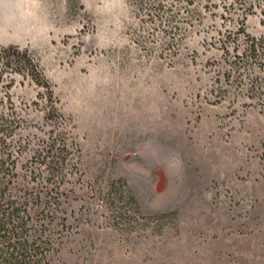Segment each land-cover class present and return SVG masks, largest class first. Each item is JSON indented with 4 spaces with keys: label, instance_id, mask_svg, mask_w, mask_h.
I'll return each mask as SVG.
<instances>
[{
    "label": "rangeland",
    "instance_id": "374dc122",
    "mask_svg": "<svg viewBox=\"0 0 264 264\" xmlns=\"http://www.w3.org/2000/svg\"><path fill=\"white\" fill-rule=\"evenodd\" d=\"M255 2L0 0L30 59L0 67V150L42 264H264Z\"/></svg>",
    "mask_w": 264,
    "mask_h": 264
},
{
    "label": "trees",
    "instance_id": "16d2710c",
    "mask_svg": "<svg viewBox=\"0 0 264 264\" xmlns=\"http://www.w3.org/2000/svg\"><path fill=\"white\" fill-rule=\"evenodd\" d=\"M140 5L142 6V3H140ZM157 9L160 10V7H157ZM157 9L151 8L150 6L147 11L150 15L154 10L158 11ZM247 11L251 13L260 11L262 24L264 25V0H256ZM244 34L247 38L246 57L243 59L239 57L234 63L239 65L243 63L246 64L250 61L251 64L256 65L261 71L264 69V35L257 38L245 32ZM15 54L14 56H9L6 54L5 50L0 51V67L12 64L8 62L10 59H12V62L16 64L17 67H19V64H21L24 59L27 58L28 61L30 60L28 56H26L27 53L17 50ZM256 79L264 83V74L263 77H257ZM1 120L4 121V119ZM1 125L2 123H0V126ZM3 145L4 144H2V146ZM40 152L38 158L44 160V165H47L48 173L54 178H58L59 176L54 172L60 170L64 162L61 146H57V144L54 143L53 146L46 147ZM5 154L6 153L0 150V264H42L44 260V250H42L41 245H38L39 241L33 240L30 242L32 236L29 238V234L25 233L27 215L23 216L21 214L26 211L22 208L30 204L32 199H34L33 194H31L32 199L26 196L16 197L11 194V185L13 184L11 179L14 177L13 171L16 169V164H14V162L13 164H9L11 154L8 153L9 158L7 159L3 156ZM40 244L43 243L40 241Z\"/></svg>",
    "mask_w": 264,
    "mask_h": 264
}]
</instances>
